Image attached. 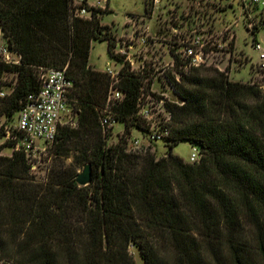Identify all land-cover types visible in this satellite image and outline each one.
Instances as JSON below:
<instances>
[{
  "label": "trees",
  "instance_id": "1",
  "mask_svg": "<svg viewBox=\"0 0 264 264\" xmlns=\"http://www.w3.org/2000/svg\"><path fill=\"white\" fill-rule=\"evenodd\" d=\"M0 29L21 55L20 65L0 62V80L17 73L1 110L12 115L39 90L38 66L66 67L79 124L59 128L54 153L92 169L87 185L69 170L40 183L24 153L0 154V259L135 264L133 243L143 264H264V87L214 66L181 72L180 81L171 76L184 103H167L166 154L130 153L125 137L107 145L99 123L110 76L90 66L89 51L93 39H107L113 55L114 36L96 12L81 19L69 0H0ZM120 75L125 96L113 110L129 132L141 127L143 78L128 63ZM182 141L201 148L199 161L172 153Z\"/></svg>",
  "mask_w": 264,
  "mask_h": 264
},
{
  "label": "built area",
  "instance_id": "2",
  "mask_svg": "<svg viewBox=\"0 0 264 264\" xmlns=\"http://www.w3.org/2000/svg\"><path fill=\"white\" fill-rule=\"evenodd\" d=\"M110 0H69V11L73 17L90 19L96 12L101 13L109 10ZM161 0H145L147 12L153 13V8ZM243 14L247 19L246 27L250 30L255 28L251 12L264 14V0H240ZM141 19V17H140ZM136 14H131L125 23L136 25ZM253 32V31H252ZM254 33V32H253ZM155 36L151 35L148 27L133 28L130 33L121 34L113 39L111 51L113 56L121 60L122 66L128 63L131 72L138 74L140 71L134 66V57L129 49L135 45L146 46L152 42ZM159 41L156 38L155 42ZM210 40L200 36H189L186 39L173 43L168 48L170 61L161 69L159 83L161 88H155L154 81L150 84L143 79L139 88L136 102V116L141 120V127L132 126L129 132L125 131V123L120 121L113 108L118 106L125 92L118 87L120 69L111 68L107 63L106 72L110 76V84L107 90L104 106L98 109L99 123L103 137L107 145L116 144L125 137V150L130 153H141L148 149L153 150V142L167 140L172 129V114L167 103L181 105L184 101L178 96L171 76L175 81H180L181 72H188L194 67L211 66V54L213 52ZM140 46V47H141ZM254 50L258 53L257 69L264 71V47L257 41L253 43ZM141 50V49H140ZM0 62L8 65H20V53L8 44L7 38L0 29ZM169 70V73L165 71ZM40 87L37 92H31L23 99L20 108L15 112L14 124L4 130L5 141L14 151H21L26 156L30 168L34 167V157L37 152L44 150L37 143H53L59 128H77L79 124L80 107L73 97V80L67 75L66 67L38 66ZM159 86V87H160ZM163 89V90H162ZM168 91L170 93H168ZM5 93L0 90V98ZM119 122L123 125L122 130L114 133V126ZM141 132L142 136H134L132 131ZM116 137V138H114ZM192 149L188 162L193 163L201 159L203 153L200 147L191 145ZM8 264H16L12 260H6Z\"/></svg>",
  "mask_w": 264,
  "mask_h": 264
},
{
  "label": "rangeland",
  "instance_id": "3",
  "mask_svg": "<svg viewBox=\"0 0 264 264\" xmlns=\"http://www.w3.org/2000/svg\"><path fill=\"white\" fill-rule=\"evenodd\" d=\"M131 14L137 15L136 25L125 23ZM250 14L255 22L256 31L255 28L250 30L246 27L249 17L246 18L243 14L240 0H161L150 14L146 11L145 0H110L109 10L101 13L99 19L102 24L109 27L114 38L130 33L133 28L138 31L139 28L148 27L155 39L147 42L146 46L136 44L134 49L129 51L134 57V66L141 70L138 75L145 81L153 75L155 88H161L160 72L170 61L167 49L171 48L173 43L182 39L187 40L193 35L210 40L209 44L213 50L209 58L212 61L211 66L223 70L231 80L251 82L264 87V71H259L256 67L258 53L253 48L255 41L264 47V25L260 14L255 11ZM156 38L159 41L155 42ZM88 62L92 68L100 71L106 69L107 63L113 69L122 66L121 60L109 53L107 39L91 41ZM165 72L169 73V70ZM134 74H137L136 71ZM16 76L17 73L12 71L3 74L0 90L5 96L11 92ZM3 100L0 99V154L10 156L12 149L3 134L6 128L14 124L16 114L14 112L7 115L1 110ZM122 128L123 125L119 122L114 126V133ZM132 134L142 136L141 132L136 130H133ZM37 143L42 145L44 150L36 153L34 167L30 168L36 182L45 183L50 176H56L58 172L64 170L76 174L82 172L84 166L78 165L73 155L63 157L54 153L57 149L55 143L43 144L41 140H37ZM166 143L165 140L153 142V152L157 158L166 154ZM191 149L189 141H182L173 147L172 153L188 161ZM129 251L134 257L135 264H143L135 244H130ZM6 260L12 259H0V264H8Z\"/></svg>",
  "mask_w": 264,
  "mask_h": 264
},
{
  "label": "water",
  "instance_id": "4",
  "mask_svg": "<svg viewBox=\"0 0 264 264\" xmlns=\"http://www.w3.org/2000/svg\"><path fill=\"white\" fill-rule=\"evenodd\" d=\"M91 165L89 163H86L83 167L82 172L77 173L76 175V182L79 185H87L91 181Z\"/></svg>",
  "mask_w": 264,
  "mask_h": 264
},
{
  "label": "crops",
  "instance_id": "5",
  "mask_svg": "<svg viewBox=\"0 0 264 264\" xmlns=\"http://www.w3.org/2000/svg\"><path fill=\"white\" fill-rule=\"evenodd\" d=\"M94 69V68H93Z\"/></svg>",
  "mask_w": 264,
  "mask_h": 264
}]
</instances>
